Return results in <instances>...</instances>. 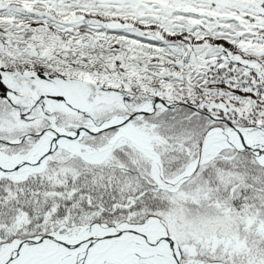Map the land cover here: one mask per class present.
<instances>
[{
    "label": "snow or ice",
    "instance_id": "obj_1",
    "mask_svg": "<svg viewBox=\"0 0 264 264\" xmlns=\"http://www.w3.org/2000/svg\"><path fill=\"white\" fill-rule=\"evenodd\" d=\"M0 264H264V0H0Z\"/></svg>",
    "mask_w": 264,
    "mask_h": 264
}]
</instances>
